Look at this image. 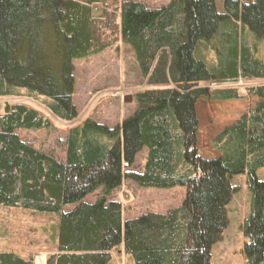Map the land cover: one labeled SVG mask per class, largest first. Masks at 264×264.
<instances>
[{
  "label": "trees",
  "instance_id": "trees-1",
  "mask_svg": "<svg viewBox=\"0 0 264 264\" xmlns=\"http://www.w3.org/2000/svg\"><path fill=\"white\" fill-rule=\"evenodd\" d=\"M0 0V99L27 98L64 123L79 118L74 61L119 41L129 45L148 89L117 127L94 120L56 140L62 151L36 148L20 132L55 130L23 104L0 114V205L54 215L57 253L47 264H113L120 250L135 264H213L212 249L228 226L235 176L247 175L251 214L242 231L246 264H264V85L207 89L202 84L264 81V0H172L152 10L132 0ZM101 5V17L94 7ZM242 90L244 93H242ZM257 98L198 148L200 99ZM147 149L142 171L132 170ZM125 181L141 188L185 187L182 206L124 219L110 197ZM103 190L95 203L86 198ZM68 207H73L68 209ZM0 264H35L1 252Z\"/></svg>",
  "mask_w": 264,
  "mask_h": 264
},
{
  "label": "rangeland",
  "instance_id": "rangeland-1",
  "mask_svg": "<svg viewBox=\"0 0 264 264\" xmlns=\"http://www.w3.org/2000/svg\"><path fill=\"white\" fill-rule=\"evenodd\" d=\"M126 1L129 0H120L119 6ZM132 1L152 10H160L172 0ZM225 3L226 0H217V8L221 14L225 13ZM102 12L101 5L94 7L96 18L101 17ZM74 65L76 84L73 100L79 114L75 122H61L52 116L42 104L27 98L0 99V114L4 112L6 105L23 104L49 117L55 125V130L20 132V136L38 149L56 151L58 157H62L63 154L57 148L56 140L63 138L70 129L87 120H94L109 127L119 126L138 108L135 95L149 88L140 72L133 49L122 41L97 56L76 60ZM254 85H264V81H241L239 84L224 85L202 84L201 87L210 90L226 87L243 89ZM242 93H244L243 90ZM127 97L132 98L130 103L125 102ZM253 98L227 102L199 100L196 107L199 120L198 148L204 158H213L214 151L210 149L211 140L225 127L241 118L249 107L254 106L257 99ZM147 153V149H144L138 155L132 168L134 172L143 170ZM258 176L264 180V169L258 172ZM232 184L237 188V192L232 203L227 207L228 226L221 241L212 249L213 264H246L243 250L247 239L242 226L251 214L252 192L249 189L247 175L235 176ZM102 195L103 190H99L89 195L85 201L95 203ZM186 196L185 187L141 188L131 181H125L123 186L112 194L110 200L122 203L124 219L128 220L149 212L165 214L182 206ZM72 208L68 207L69 210ZM57 239L58 219L56 216L35 214L31 211L0 205V253H14L25 259H33L35 264H41L40 258L44 256L47 262L49 256L57 253ZM113 264L135 263L123 250H120L113 254Z\"/></svg>",
  "mask_w": 264,
  "mask_h": 264
},
{
  "label": "crops",
  "instance_id": "crops-1",
  "mask_svg": "<svg viewBox=\"0 0 264 264\" xmlns=\"http://www.w3.org/2000/svg\"><path fill=\"white\" fill-rule=\"evenodd\" d=\"M253 99H255V98H253ZM257 99V98H256ZM234 101V100H233ZM258 102V99H257V101H256V103ZM255 103V104H256ZM125 120V119H124ZM123 122V121H122ZM212 156H213V158H215V157H217L218 156V153H216V152H214L213 154H212ZM209 159H211V157L209 158ZM42 257V256H41ZM43 258V259H42ZM42 258H40V263L41 264H44L46 261H45V258H44V256L42 257ZM45 264H47V262L45 263Z\"/></svg>",
  "mask_w": 264,
  "mask_h": 264
},
{
  "label": "water",
  "instance_id": "water-1",
  "mask_svg": "<svg viewBox=\"0 0 264 264\" xmlns=\"http://www.w3.org/2000/svg\"><path fill=\"white\" fill-rule=\"evenodd\" d=\"M130 101H132L131 97H127V99L125 100L126 103H130Z\"/></svg>",
  "mask_w": 264,
  "mask_h": 264
},
{
  "label": "bare ground",
  "instance_id": "bare-ground-1",
  "mask_svg": "<svg viewBox=\"0 0 264 264\" xmlns=\"http://www.w3.org/2000/svg\"><path fill=\"white\" fill-rule=\"evenodd\" d=\"M43 259V258H42Z\"/></svg>",
  "mask_w": 264,
  "mask_h": 264
}]
</instances>
